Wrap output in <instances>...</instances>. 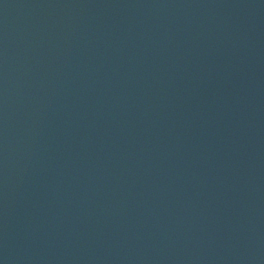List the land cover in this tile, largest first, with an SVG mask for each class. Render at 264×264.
Returning <instances> with one entry per match:
<instances>
[{
	"label": "water",
	"instance_id": "95a60500",
	"mask_svg": "<svg viewBox=\"0 0 264 264\" xmlns=\"http://www.w3.org/2000/svg\"><path fill=\"white\" fill-rule=\"evenodd\" d=\"M0 264H264V0H0Z\"/></svg>",
	"mask_w": 264,
	"mask_h": 264
}]
</instances>
